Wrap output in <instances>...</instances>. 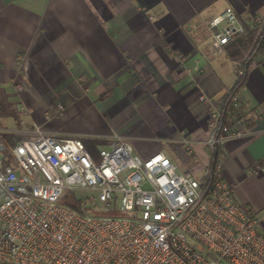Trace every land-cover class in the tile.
Instances as JSON below:
<instances>
[{
  "label": "crops",
  "instance_id": "obj_1",
  "mask_svg": "<svg viewBox=\"0 0 264 264\" xmlns=\"http://www.w3.org/2000/svg\"><path fill=\"white\" fill-rule=\"evenodd\" d=\"M226 6L264 18V0H0V138L119 134L200 176L211 110L236 79L206 25ZM253 60L239 94L255 116L223 144L219 174L261 213L264 173L247 170L264 157V47Z\"/></svg>",
  "mask_w": 264,
  "mask_h": 264
},
{
  "label": "built area",
  "instance_id": "obj_2",
  "mask_svg": "<svg viewBox=\"0 0 264 264\" xmlns=\"http://www.w3.org/2000/svg\"><path fill=\"white\" fill-rule=\"evenodd\" d=\"M246 24L262 29L264 18L244 23L231 6L211 16L212 50ZM239 88L211 110L200 176L161 151L140 156L119 134L93 151L39 127L12 144L0 138V264H264V212L219 174L223 144L255 116ZM247 171L264 173V157Z\"/></svg>",
  "mask_w": 264,
  "mask_h": 264
},
{
  "label": "trees",
  "instance_id": "obj_3",
  "mask_svg": "<svg viewBox=\"0 0 264 264\" xmlns=\"http://www.w3.org/2000/svg\"><path fill=\"white\" fill-rule=\"evenodd\" d=\"M264 47V28L249 27L246 24L244 32L231 37L223 46L225 53L231 60L238 61L242 64L243 74L236 77L233 85L225 92L224 104L227 102L229 95L237 87H240L246 77L247 66L254 59L257 53ZM223 104V105H224ZM223 107V106H222ZM85 146L93 151L96 143L93 141H84ZM217 150L212 152L213 159L217 156Z\"/></svg>",
  "mask_w": 264,
  "mask_h": 264
}]
</instances>
